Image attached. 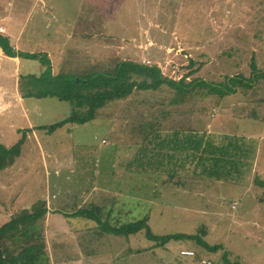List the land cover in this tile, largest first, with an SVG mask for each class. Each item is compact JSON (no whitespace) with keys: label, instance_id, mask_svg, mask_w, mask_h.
I'll list each match as a JSON object with an SVG mask.
<instances>
[{"label":"rangeland","instance_id":"obj_1","mask_svg":"<svg viewBox=\"0 0 264 264\" xmlns=\"http://www.w3.org/2000/svg\"><path fill=\"white\" fill-rule=\"evenodd\" d=\"M20 1L0 0L5 28L15 10L23 15L33 5L32 24L41 28L51 25V36H56L54 26L59 23L51 22V5L52 14L64 20H74L87 10L82 8L86 0H44L50 6L48 15L42 3L37 6L35 0H29L24 8ZM115 1L117 8L121 0ZM125 1L114 11L115 17L106 18L108 26L97 33L92 30L94 38H99L97 45L104 49L97 71H112L118 63L132 58L156 64L163 76L176 81L192 72L189 79L195 78L198 88L174 106L169 103L174 91L166 87L156 93L134 91L98 111L95 121L69 123L47 135L29 123L49 126L74 113L68 101L25 97L27 88L39 89L36 84L27 87L26 75L31 79L47 69L38 47L47 42L28 43L36 45L29 50L34 55L30 60L13 61L0 50V143L11 147L26 135L20 157L0 171V225L17 212L46 204L49 212L42 230L51 264H264V0ZM107 6L110 2L102 0L97 8L106 13ZM92 9L88 7L90 12ZM30 27L27 35H32ZM86 42L81 41L80 48ZM87 59L91 60L86 57L84 61L90 64ZM80 63L63 71L77 77L90 68L86 65L82 71ZM57 69L55 66V72ZM224 89L227 92L223 93ZM208 91L211 96L205 99ZM144 99L151 102L139 106ZM142 110H146L147 121L152 111H170L167 119L160 116L158 121L160 141L155 130L147 139L140 135L138 124L145 121H139ZM172 123L178 128H198L201 133L211 123L212 129L226 131L233 145L238 143L242 148L237 161L230 163L231 175L221 180L184 176L186 172L169 176L166 169L172 165L158 142L173 134L176 127H168ZM67 128L72 132L64 136L65 154L57 169L65 172L51 178L55 146ZM100 143L109 146L99 149ZM92 148L95 153L89 151ZM105 151L104 159L110 155L111 161L118 163L115 176H110L111 165L103 162ZM93 158L103 167L102 176L87 182L98 168ZM115 199L121 202L112 208L118 216L122 202L127 203L124 220L146 218L149 213L147 224L156 236L197 234L199 238L160 244L147 236L146 229L117 235L111 228L119 224L104 216ZM92 203L105 208L101 209L102 218L72 216Z\"/></svg>","mask_w":264,"mask_h":264},{"label":"trees","instance_id":"obj_2","mask_svg":"<svg viewBox=\"0 0 264 264\" xmlns=\"http://www.w3.org/2000/svg\"><path fill=\"white\" fill-rule=\"evenodd\" d=\"M0 48L9 57H15L19 54L20 57L23 58H34L33 54L16 52V50L10 45L9 39L6 36H3L1 32ZM44 59L45 63H43L47 66V69L40 76L32 75L33 77H31V79L30 76H28L29 85L26 84L27 87L36 84L35 88L38 87L39 89L35 91L27 88L28 91L25 92V97H34L38 99L55 97L61 101H68L74 106V113L71 117L52 125L39 128L40 130H46L48 134L54 133L57 129L68 123L82 124L95 121L99 113L98 111L104 109L114 101H120L129 97L134 91L156 93L162 91V89H170L171 91H174V93L170 96L169 103L174 106L176 103L183 102L185 99L184 97L188 95L191 90L198 88V86L195 85L196 79H189L193 74L192 72L176 81L163 76L160 68L156 64H144L140 60L135 61L132 58H128L126 61L118 63L112 71H104L103 74L100 72L96 75L82 77H71L62 74L53 76L47 58L44 57ZM193 64L194 63L192 62L191 67ZM202 65L203 64H200V67H202ZM253 85L254 83L249 84V86ZM225 92L227 91L224 89L223 93ZM210 96L211 94L208 91V95L205 99ZM145 101L148 104L151 102L148 99H144V101L139 103L141 104L139 106L142 107L145 105ZM155 101L159 102V100ZM80 109H85V111L81 112ZM145 111L146 110H142L140 112L141 117L139 118V121L140 119L145 120L143 123L140 122L138 124V126L140 125V127H138L140 135H143V139H147L150 132L155 130L154 135L159 139L160 132H156V127L159 125L161 126V124L158 121L160 116L167 119V116L170 115V111L163 110L159 112V114L152 111L148 121L145 118ZM168 127L173 129L176 126L172 123ZM146 129L149 131H144ZM25 137L26 135L24 134V138L11 147H7L0 143V171L13 166L16 159L20 157ZM196 137L198 136H194L190 127L179 128V130H175L172 135L168 134L163 141L158 142V146L159 149L162 150L165 149L170 151V149H172L173 153L171 152L172 154L169 153L168 156L166 155L170 160L176 157V149H179L178 155H183L186 160L191 159L192 148L200 149L199 165L203 166V169L200 172L201 176L217 180H221L222 177H229L231 175L230 172L234 171L232 170V167H230V163L237 161L236 158L238 157V154H230L229 152H226L225 154L214 157L215 154L213 153V156L209 158V144L204 145V141L202 139L195 140ZM200 138L204 137L201 136ZM137 139L138 138H134V140ZM158 155L160 156L161 154L159 153ZM208 160L211 166H206ZM158 163V165H160L162 161ZM175 165L177 167V164ZM168 171L171 172V174H175L177 168H171L168 169ZM116 203L121 202L119 200L116 201V199L111 201L112 206L109 209L106 208L104 216L109 219L113 217L114 223L119 224V226L111 228L113 233L117 235L128 236L129 234H136L146 229L147 236L160 244H165L172 239L199 238L197 234H166L165 236H156L152 234L147 224V215L149 213H145L146 215L144 216L146 218L143 216H134L133 219L124 220L122 214L124 213L127 215L125 211L123 212V210L127 208V203L122 202L124 203V207L120 209L119 216L116 215L114 210H112ZM132 207H135L134 201ZM102 208L105 209L100 205L97 206V204L92 203L89 206H85V208L77 210L72 216L89 219L96 217L102 218L101 212H104V210H101ZM131 209L134 210L133 208ZM48 212L49 210L46 204L41 203L40 206H37L36 204L31 209H24L15 213L8 222L0 225V264H51L46 244V236L43 234L42 230L44 229L43 225L48 217ZM57 212L58 211L52 213L55 214ZM195 258L197 259V254H195Z\"/></svg>","mask_w":264,"mask_h":264},{"label":"crops","instance_id":"obj_3","mask_svg":"<svg viewBox=\"0 0 264 264\" xmlns=\"http://www.w3.org/2000/svg\"><path fill=\"white\" fill-rule=\"evenodd\" d=\"M29 0H21L20 2L22 3V5H24V8L28 7V2ZM34 0H32L33 2ZM91 1L92 4H88L87 2ZM99 1L102 0H86L85 1V5L83 8V10H86V13L80 12L77 15L76 19H69V20H64L62 16H56V14H52L53 11V6L51 5V22H55L58 21L59 25L54 26L55 30H56V36H51L52 30H51V25L49 26H45L43 25L42 28L39 27L37 24H32V16L33 14H31V10L33 8V5H31V7L29 8V12H25L26 14L23 13V15H21L17 10L14 11L13 15L8 19V23L6 22V28L4 26V21H2V19H0V25L3 26L2 28L4 29L3 32H1V34L3 36H6L9 39V43L10 45L16 50V52L19 53H28L31 54L29 52L30 49L36 47L35 44H30V46L28 45V43H35L38 42L39 44H41L42 42H47L46 45H40L38 46L39 48H41V53L44 55V57L47 58L49 65L52 68V75L56 76L59 74L63 73L66 75V71H63L65 67H67L70 64H75V63H80V67L82 69V71L85 69L86 65H90V68H86L83 72H85V74L81 71L78 76H92V75H96L97 73H99L97 71L98 69V65H101L100 63L102 62V57L104 56V49H102L98 44V40L99 38H94V36L92 35V33H95L101 31L105 26H108V23L110 22L109 20H107V17H115L116 14L114 13V11H118L125 3V0H121L120 3L118 4L117 8H115L116 6V1L115 0H108L110 2V7H106L107 11L105 13L102 12L101 10H98L97 6ZM37 6L41 4V7H46L44 10L45 13L48 12V15H50V12L48 10V8H50L49 5H47L46 1L43 0V2L41 0H35L34 2ZM88 7H91L92 12H90L88 10ZM107 18V19H106ZM64 20V21H63ZM63 21V22H62ZM107 21V22H106ZM62 23V24H60ZM106 24V25H105ZM105 25V26H104ZM112 25V24H111ZM0 26V27H1ZM32 26V27H30ZM51 26V27H50ZM112 26H115L112 25ZM29 28L30 32L32 33V35H27L26 33V29ZM99 28V29H98ZM46 31V34L41 33L42 30ZM61 33L60 36H58L57 34ZM41 35L44 36L41 37ZM64 35V36H63ZM94 38V39H93ZM87 40L86 43L83 44V47L80 48L81 45V41ZM71 43H73L72 48H70ZM100 43V42H99ZM16 44L17 48L15 47ZM45 47V48H43ZM72 51H69V50ZM0 50L3 52V50L0 48ZM99 51V52H98ZM71 52H74V55L71 56ZM4 53V52H3ZM5 54V53H4ZM90 58L91 60L88 61L90 62V64H86V61H84V58ZM5 58L8 59H13V61H18V59H24V60H30L28 58H23L20 57L19 54H17V56L15 57H9L5 54ZM12 64V63H11ZM55 66H57V72H55ZM95 68V70H94ZM26 76H29L28 74ZM30 98H34V97H30ZM48 99L50 98H55V97H47ZM58 99V98H56ZM21 100H23V98H21ZM59 100V99H58ZM61 102V100H59ZM226 109H228L227 107H225ZM223 113H226V110L223 109ZM67 118V117H66ZM211 123H209L207 126L208 128L206 130H204L202 133L200 132V130L197 128L195 129L194 127H191V131H193L194 136L197 135L198 137L195 138V140H199L202 139L204 141V145L205 144H209L208 146V157H212L213 153L215 154L214 157H217L221 154H225L226 152H229L230 154H242V148L237 145L238 143H236V145H233V140L231 138V136L226 132V131H219V130H215L211 128ZM37 127L38 129L42 126H37L36 124H31L29 123V126L31 127ZM35 125V126H33ZM67 125H70L69 123ZM65 126V125H64ZM33 129V128H31ZM61 129V128H60ZM68 130L66 132L63 133V137H61L59 140H57V143L55 146V150H57V153L54 152L55 156L53 158V163H52V167H53V171L51 173V178H55L57 176H61L62 173L57 172V169L60 167L58 166V162L59 165L62 166L61 161H58L64 154V146H65V135H69L72 131L71 128H67ZM195 129V130H194ZM175 130H179V128L174 129L173 132ZM44 132V134L47 135H51L48 134L46 132V130H42ZM201 136H203L204 138H200ZM68 137V136H67ZM230 141V142H229ZM238 140H235V142ZM207 142V143H206ZM101 145L98 147L99 149H103V147H108L109 145H104L102 143H100ZM55 145V142H54ZM95 147V146H94ZM231 147H234V149H230ZM58 148V149H56ZM171 148V147H170ZM217 148V150H216ZM98 149V150H99ZM92 153H95V151L93 150V148L91 150H89ZM87 151V152H89ZM167 151V150H165ZM176 157L175 159L170 160L168 158V163H170L169 166L172 165V168H177V172H175V174H171V172L168 171V169L171 168H167V172L169 174V176H179L180 172H186L184 173V176H194V177H201L200 172L203 169L201 165H199L200 162V149H195L192 148L191 150V159L186 160L184 159L183 155H178V151L179 149H176ZM236 151V152H235ZM97 152V151H96ZM168 152V153H167ZM165 152L164 157L172 152V149H170V151ZM180 153H184V152H180ZM105 153L101 156L102 158L105 156ZM51 157H53L51 155ZM86 157V156H85ZM94 160H96L95 158H93ZM228 159V158H227ZM71 160H72V164L75 162V158L71 155ZM86 162L87 159L85 158ZM91 160V159H90ZM89 161V160H88ZM97 161V160H96ZM98 162V161H97ZM103 162L105 163V165L108 163L109 165H111L110 168V176H115L114 175V170H116L118 163L115 161H111V156L109 155L108 158L104 159L103 158ZM177 162V163H176ZM180 162V163H179ZM115 163V164H114ZM100 163L98 162V164L96 166H98V168H96L94 171H92V175L90 176V179H87V182L90 181L92 182L93 177H99L102 176L101 170L103 169V167H101V165H99ZM177 164V167L176 165ZM104 165V166H105ZM205 165V164H202ZM211 166L208 160V164H206V166ZM241 165H243L241 163ZM246 165V164H245ZM163 166V165H162ZM191 166V167H190ZM245 167H248V165H246ZM88 168V162H87V167L83 168L84 170H86ZM68 173H71L69 170H66ZM191 171V172H190ZM203 177V176H202ZM205 177V176H204ZM97 188L96 185H91V188ZM102 186H99V188H101ZM88 189L89 188H85ZM48 218V217H47Z\"/></svg>","mask_w":264,"mask_h":264},{"label":"built area","instance_id":"obj_4","mask_svg":"<svg viewBox=\"0 0 264 264\" xmlns=\"http://www.w3.org/2000/svg\"><path fill=\"white\" fill-rule=\"evenodd\" d=\"M3 31V30H2ZM205 264V263H204ZM208 264H210V263H208Z\"/></svg>","mask_w":264,"mask_h":264}]
</instances>
